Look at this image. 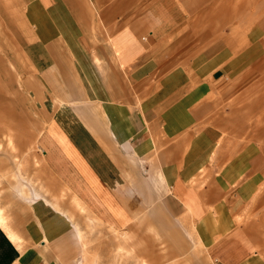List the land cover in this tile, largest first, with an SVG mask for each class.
Returning a JSON list of instances; mask_svg holds the SVG:
<instances>
[{"label": "crops", "instance_id": "0c3cea01", "mask_svg": "<svg viewBox=\"0 0 264 264\" xmlns=\"http://www.w3.org/2000/svg\"><path fill=\"white\" fill-rule=\"evenodd\" d=\"M21 2L20 10L17 0H0V17L8 23L10 31H14V36L16 31L27 32L28 27H31L38 39L26 44L27 53L31 57L34 54L38 57L42 53L39 58L43 62L56 64L55 76V72L48 73L49 68L46 66L48 70H37L24 80L29 93L40 98L38 104L48 115L38 144L46 169L55 183L69 190L100 221L115 230H125L129 233L128 238L135 236L139 239L129 230V226L142 216L147 206L145 195L150 196L152 188L149 190L143 186L145 183L141 180L142 188L148 193L142 196L133 185V179L139 175L140 169L126 159V150L122 144H130L136 155L132 157L144 159L147 155L159 159L171 196L190 215L186 214V222L189 217L192 221L204 222L208 217L202 198L206 196V190H202L200 195L187 183L186 169L192 162L188 163L186 159L192 155L188 156L184 148L187 143L194 142L193 139L187 140L194 125H197L194 122L202 125L205 123L203 117L208 114V105L203 97L208 92V78L219 64L221 44L218 48L214 47V57H210L208 49L207 53L199 52L188 59L190 68L195 69L184 71L185 78L198 79L200 83L194 91L179 100L178 95L170 93L173 90L170 87L173 85L174 74H181V71L162 72L163 75L147 90L141 85L144 79L150 77L149 74L153 72L150 69L159 56L184 33V22H178V16L182 13L177 9L175 0ZM98 20L104 27H112L108 38L101 41L105 43L114 66V70L107 72L98 51L100 43H96L90 34ZM88 31L89 39L86 34ZM2 44L0 39V46ZM63 45L70 50L67 62L60 52L55 53L53 50L45 54L42 49L37 54L38 47L59 48ZM78 48L84 51L87 48V59L83 57L81 61L82 50ZM27 53L26 56L34 65ZM128 80L134 82L141 95L140 102H135L136 94L129 92ZM81 88L97 105L100 116L98 122L87 123L79 114L80 108L71 103L84 99ZM55 97L60 98L64 105L54 103ZM197 100L200 103L195 104ZM96 125L97 131L94 129ZM99 127L107 128L111 134H102ZM209 131L204 128L200 142L208 141ZM161 134L165 135L164 139L170 145L155 153V137ZM178 136L181 138L177 140ZM182 138H185V143ZM181 157L185 159V170L178 173L174 160ZM144 163L143 167L147 170ZM204 165V160L200 161L197 168ZM153 174L157 177L159 175L157 171ZM220 179L216 177L217 190L222 188ZM224 184L222 182V186ZM24 203L14 210L10 208L8 213L10 217L12 215L10 222L13 228H9L14 237L10 236L5 227H0V264H76V257L85 254L76 244L74 226L72 228L68 220L59 217L57 212L39 208L41 204L40 207L48 206L49 202L38 200L35 202L37 205L33 202ZM149 229L153 238L160 233L158 229ZM194 234L192 231L193 243L198 239ZM16 237L22 238L23 242L16 240ZM207 243L208 259L218 264H244L258 251L255 238L238 226L223 231ZM185 248L188 251L185 262L192 264L191 255L197 258L198 250L194 246L189 249L186 245Z\"/></svg>", "mask_w": 264, "mask_h": 264}, {"label": "rangeland", "instance_id": "374dc122", "mask_svg": "<svg viewBox=\"0 0 264 264\" xmlns=\"http://www.w3.org/2000/svg\"><path fill=\"white\" fill-rule=\"evenodd\" d=\"M175 2L182 13L178 22H184V33L159 56L150 69L153 71L150 77L141 85L147 90L163 73L181 71V74H174L170 93L178 95L179 100L183 99L200 83L198 79L185 78L184 71L195 69L190 68L188 59L199 52L207 53L208 49L210 57H214V47L221 44L219 64L208 78V92L203 97L208 105V114L203 117L205 123L194 122L197 125L187 137V140L193 139L194 144L189 142L184 148L188 156L192 155L186 159L188 163L192 162L186 169L187 183L199 193L206 190V196L202 198L207 208V219L204 222L192 221L189 217L186 222V214L189 213L186 209L184 212L171 196L159 159L147 155L144 159L132 157L136 155L130 144H122L126 159L140 169V176H135L133 185L142 196L147 193L142 188L144 185L149 190L152 188L151 195H145L147 206L142 216L129 226V230L140 238H128L129 233L125 230L111 228L88 212L82 202L74 205L73 194L59 187L46 169L38 138L47 124L48 115L38 104L40 98L29 93L24 84V80L37 70H48L46 66L48 73L55 72V76L56 64L43 62L39 58L42 53L38 57L27 53L26 44L38 39L31 27H28V33L18 30L14 36V31H10L8 23L0 17V39L3 43L0 46V212L3 227L9 225L13 228L10 222L12 215L8 214L10 208L14 210L24 202L35 203L38 200L47 203L55 194L63 206L61 210L74 207L73 219L82 229L86 243L83 247L85 255L76 259H82L84 264H190L185 262L188 254L186 245L189 249L194 246L198 250L197 258L191 255L192 264H218L208 259L206 241H212L223 231L236 226L245 229L257 242L256 255L244 264H264V0ZM20 5L21 0H17V7L21 10ZM111 28L104 27L98 20L91 29L92 33L86 32L87 39L90 33L92 39L100 43L98 51L106 72L114 70V66L105 43L101 41L108 38ZM42 49L45 54L50 53L49 50L60 52L66 62L70 59L68 46L38 47L37 54ZM78 49L82 50L81 61L83 57L87 59V48L85 51ZM128 89L137 95L134 96L135 102H140L141 95L134 82L128 80ZM80 91L84 99L71 103L80 108L79 114L87 123L98 122L97 105L86 96L83 88ZM53 102L64 105L58 97ZM204 128L210 129L208 141L200 142ZM94 129L97 131V125ZM98 130L104 135L106 132L111 134L107 128L99 127ZM164 136L155 137V153L170 145ZM179 136L177 140L181 138ZM203 160L205 165L198 169L197 165ZM174 161L178 166L177 172H183L185 159L181 157ZM253 162L255 165L251 166ZM155 171L162 175L161 178L153 174ZM188 175L193 176L188 179ZM218 176L222 187L219 190L216 188ZM141 180H144L143 186ZM222 182L225 183L223 186ZM149 228L160 230L159 235L151 237ZM192 231L194 237H198L194 243ZM16 240L23 242L22 238L16 237Z\"/></svg>", "mask_w": 264, "mask_h": 264}, {"label": "bare ground", "instance_id": "6f19581e", "mask_svg": "<svg viewBox=\"0 0 264 264\" xmlns=\"http://www.w3.org/2000/svg\"><path fill=\"white\" fill-rule=\"evenodd\" d=\"M224 143V142H223ZM60 195V194H59ZM52 199L49 201V204H48V206H44V207H40L41 205H39V208H41V209H44V208H48L49 210H53V211H55V212H57L60 216L59 217H61L62 219H65V220H68V222L70 223V226L72 227V226H74V228H75V233H76V235H75V237H76V244H78L79 246H80V248H81V250L83 251L84 249H83V247L85 246V235L83 234V232H82V229L80 228V226H79V224H78V222L77 221H74V215H75V213H74V207L72 208V209H64V210H61L62 209V207H61V205H60V202H59V198H58V196L57 195H53L52 194ZM60 198H61V196H60ZM72 199H73V201H74V205H78L79 204V202L74 198V196L72 197ZM61 200V199H60ZM63 200V199H62ZM43 203V202H42ZM66 203V202H65ZM71 203V202H70ZM45 204V203H44ZM65 206H66V204H64ZM72 205V204H71ZM73 205V206H74ZM84 210H85V208H83ZM72 210V211H71ZM0 220H2L3 221V215L1 214V212H0ZM5 220L7 221V219H6V217H5ZM9 226V225H8ZM6 227L7 228V230H8V233L10 234V236L13 238L14 237V233L12 232V230L9 228V227ZM3 227V226H2ZM5 227V226H4ZM73 228V227H72ZM71 230V229H70ZM73 234V233H72ZM84 261H82V259L81 260H79V259H77L76 261H75V263L76 264H84L83 263Z\"/></svg>", "mask_w": 264, "mask_h": 264}, {"label": "snow or ice", "instance_id": "6c2138e0", "mask_svg": "<svg viewBox=\"0 0 264 264\" xmlns=\"http://www.w3.org/2000/svg\"><path fill=\"white\" fill-rule=\"evenodd\" d=\"M2 225H3V221H2V220H0V227H2Z\"/></svg>", "mask_w": 264, "mask_h": 264}]
</instances>
